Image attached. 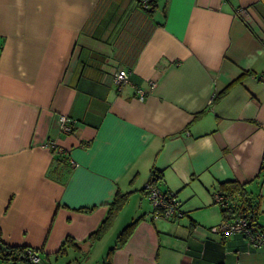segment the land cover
Returning a JSON list of instances; mask_svg holds the SVG:
<instances>
[{
    "label": "crops",
    "instance_id": "1",
    "mask_svg": "<svg viewBox=\"0 0 264 264\" xmlns=\"http://www.w3.org/2000/svg\"><path fill=\"white\" fill-rule=\"evenodd\" d=\"M0 45L4 244L36 264H102L139 218L111 264H264V243L210 230L242 198L264 230V0H0ZM152 178L182 216L156 215Z\"/></svg>",
    "mask_w": 264,
    "mask_h": 264
},
{
    "label": "built area",
    "instance_id": "2",
    "mask_svg": "<svg viewBox=\"0 0 264 264\" xmlns=\"http://www.w3.org/2000/svg\"><path fill=\"white\" fill-rule=\"evenodd\" d=\"M138 2L144 9L149 5V0H138ZM113 81L118 87L128 82V72L125 69L116 70L113 74ZM149 85L152 87L155 85V82L149 81ZM136 93L140 99L146 95V92L142 89H137ZM74 122L72 118L65 114L58 115V124L60 130L63 132H70ZM48 145L56 151L63 152L62 147L56 145L52 140L48 142ZM144 189L156 215H161L170 219H176L182 216L183 213L180 209V201L174 192L162 190L154 182H147ZM214 199L218 203L224 204L226 202L225 197L219 194V192L214 193ZM210 230L221 234L241 233L245 235L249 243L254 246L264 243V231L242 215L232 220L224 219L221 223L212 226ZM21 257L27 258L28 261L32 263H37L38 261L37 251L30 247L25 249Z\"/></svg>",
    "mask_w": 264,
    "mask_h": 264
},
{
    "label": "trees",
    "instance_id": "3",
    "mask_svg": "<svg viewBox=\"0 0 264 264\" xmlns=\"http://www.w3.org/2000/svg\"><path fill=\"white\" fill-rule=\"evenodd\" d=\"M152 3V0H149V4ZM147 9V8H146ZM1 48V45H0ZM226 88V87H225ZM154 174V173H153ZM148 182H154L153 178L150 179ZM234 191H238L239 190V186H237L236 184H234ZM241 194V192H240ZM225 197V196H224ZM226 199V198H225ZM126 200V193H118L114 199L111 201V203L109 204V209L108 212L106 214V216L104 217V219L100 222L99 226L97 227V229L91 233L90 237L92 239H99L101 238L104 233L111 227L118 210L122 207V205L124 204ZM227 202V199H226ZM242 208H241V213L240 215L246 217L247 219H249L250 222H252L254 225H256L257 227L261 228V226L258 225V223L256 222V212L253 211V209L251 208L249 202L247 200H245L244 198H242ZM224 212L229 210V207H225L224 208ZM85 210V209H82ZM139 218L133 220L132 222H130L129 224H127L125 227L122 228V230L119 232V234L117 235L116 238V242L108 248L105 256H104V260L102 261V264H111V254L113 252V250L122 245L125 240L127 239V237L131 234L133 228L135 227V225L137 224ZM263 230V228H261ZM264 231V230H263ZM72 239L69 237H65L63 242L60 245V250L62 249L63 245L68 242L71 241ZM27 247L25 246H18V247H14V246H9L6 245L2 242L1 238H0V259L2 260H12V261H16L18 259H22L26 262V264H36V263H32L30 261H28V259L26 258H22L21 254L25 251Z\"/></svg>",
    "mask_w": 264,
    "mask_h": 264
}]
</instances>
